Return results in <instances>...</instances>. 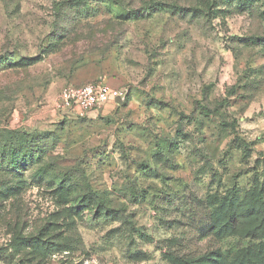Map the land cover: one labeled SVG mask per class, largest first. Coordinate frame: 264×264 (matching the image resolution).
I'll return each mask as SVG.
<instances>
[{
	"label": "rangeland",
	"instance_id": "1",
	"mask_svg": "<svg viewBox=\"0 0 264 264\" xmlns=\"http://www.w3.org/2000/svg\"><path fill=\"white\" fill-rule=\"evenodd\" d=\"M0 264H264V0H0Z\"/></svg>",
	"mask_w": 264,
	"mask_h": 264
},
{
	"label": "built area",
	"instance_id": "2",
	"mask_svg": "<svg viewBox=\"0 0 264 264\" xmlns=\"http://www.w3.org/2000/svg\"><path fill=\"white\" fill-rule=\"evenodd\" d=\"M121 96L122 91L111 87L106 81L80 86L67 85L56 95L53 108L57 113L71 112L82 115Z\"/></svg>",
	"mask_w": 264,
	"mask_h": 264
},
{
	"label": "trees",
	"instance_id": "3",
	"mask_svg": "<svg viewBox=\"0 0 264 264\" xmlns=\"http://www.w3.org/2000/svg\"><path fill=\"white\" fill-rule=\"evenodd\" d=\"M255 40L259 41V40H261V38L256 37ZM98 82H102V80H100V81H90V83H98ZM87 83H89V82H86L84 84H87ZM84 84H81V85H84ZM73 86H75V85H73ZM77 86H80V85H77ZM95 110H97V109H95ZM19 132L22 133V134H25V133L27 134L28 133V131H24V130L23 131H19ZM92 199L95 200L99 204H103V205H101L102 208H108V206L106 205V203L104 202V200L100 196L95 195V197H87V201H90ZM81 201L84 202L83 199H81ZM245 211H246V207H245ZM250 213H251V211H250ZM240 214L241 213L232 215L231 213H228L227 221H226L227 225L229 227H233L234 223L238 220V218H240V216H241Z\"/></svg>",
	"mask_w": 264,
	"mask_h": 264
},
{
	"label": "water",
	"instance_id": "4",
	"mask_svg": "<svg viewBox=\"0 0 264 264\" xmlns=\"http://www.w3.org/2000/svg\"><path fill=\"white\" fill-rule=\"evenodd\" d=\"M118 102L121 103L122 102L121 99H118Z\"/></svg>",
	"mask_w": 264,
	"mask_h": 264
},
{
	"label": "crops",
	"instance_id": "5",
	"mask_svg": "<svg viewBox=\"0 0 264 264\" xmlns=\"http://www.w3.org/2000/svg\"><path fill=\"white\" fill-rule=\"evenodd\" d=\"M107 82V81H106Z\"/></svg>",
	"mask_w": 264,
	"mask_h": 264
}]
</instances>
